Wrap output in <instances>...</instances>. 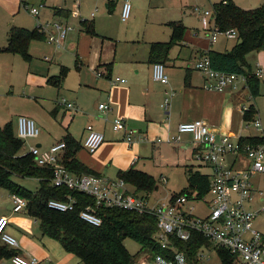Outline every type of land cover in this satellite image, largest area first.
I'll return each mask as SVG.
<instances>
[{"label":"crops","instance_id":"obj_1","mask_svg":"<svg viewBox=\"0 0 264 264\" xmlns=\"http://www.w3.org/2000/svg\"><path fill=\"white\" fill-rule=\"evenodd\" d=\"M34 1H37L39 5L43 4L46 6V22L51 23L53 21L54 23V21L59 20L57 22L65 21L69 24L71 19L69 17L73 18L71 11L75 5L74 0H30V4ZM139 1L141 0H135V2ZM152 1L156 2V0ZM210 1L212 2V7H214V5L225 0ZM226 1L233 2L244 10H254L264 5V0ZM106 2V8L112 12L117 0H102L101 3L105 5ZM188 2L189 0H180L178 6L183 9ZM191 7L193 8L194 5ZM80 8L81 3L79 2L78 12L81 18ZM154 8H161V6H158L157 3L154 5L150 4V10L137 13L145 16L146 20H148L151 9L153 10ZM162 8L164 9L165 6H162ZM21 9V0H0V69L2 70L6 69L10 64L14 65V61L18 63L17 55L1 52L7 46L11 28L17 27L29 31H34L38 28L30 29L23 25L22 20L19 22L18 15ZM187 13L188 11L184 10L185 16H187ZM94 16L92 15V18ZM197 19L200 24L198 31L195 30L196 27L189 25L187 19L185 22L183 18L180 21L163 23V25L168 24L171 28L169 37H166V39L153 37L155 35L154 32L145 33L141 36V30H143V33L145 25H135L129 28L131 31L123 38L126 46L121 51H119L118 41L110 37L112 36L111 33L100 32L97 29V31L95 30L96 35L91 36L82 31L84 22L90 25L93 24L95 28V20L81 21L80 43L78 46H73H75V50H78L80 58L83 59V62L81 61V69L87 67L89 72L78 76V82L73 87L72 85L64 84V82L60 86H55L50 84L49 80L58 77V75H50L52 68H48L46 79L44 78L42 83L46 88L52 85L58 88V94L62 90L63 94L66 95L64 98H59L60 103H57L55 107V115L60 123L57 122L54 126L59 128L56 130L57 133L55 132L56 135L46 133L29 111L25 112L26 114L19 115L18 118L26 116L33 119L41 131L40 137L33 139V142L28 141L27 145L50 149L53 145L62 142L66 137L70 136L81 144V149L76 154V159L96 175L117 180L121 179L119 178L120 173L131 169L151 175L157 183V191L148 197L143 194L139 195L146 197V200L150 201L151 205L160 204L174 194H180L185 190L197 194L199 200L203 199L205 196L200 197L198 192L189 189V186L180 192L172 191L168 188L167 196L155 197L159 190L157 179L164 187L168 186L169 178L165 172L167 173L169 169L181 168L185 170L187 178L189 171L192 170L208 176L210 181L212 179L210 170L199 164L195 159L196 148L191 135H182V140L178 144L166 141L178 135V126L180 124L197 120L206 122L217 137L230 136L240 141L249 138H262L264 136V51L254 52L247 56V63L251 70L254 73L257 70L262 71L261 77H258L260 81V95L258 97L253 98L251 96L246 79L243 80L242 78L237 81L235 86L228 87L224 92L206 89V86L210 85V81L194 68L195 61L211 51L222 54L231 52L238 44V40L220 36L213 43L208 34H205L206 38L201 37L199 34L201 32V23L199 17ZM11 21H15L14 24L10 23ZM172 23L182 24L186 28V34L181 42L171 48L168 60L160 63L164 65L165 73L169 78L168 83H162L154 79V63H151L150 60V50L152 43H168L171 41ZM73 46L71 47L72 49H74ZM29 50L32 57L39 56L36 52V43L34 41L31 43ZM50 58V62L52 60L53 62L55 61V57L54 59ZM55 63L57 64V72H59L61 65L57 61ZM117 78L123 79L125 82L113 84V81ZM34 79L31 81H35ZM64 86L67 88H64ZM63 100L74 103L79 108V111L74 114L63 103ZM166 101H168L167 107L165 106ZM103 103L112 106L108 117H105L99 110V105ZM252 106L257 108V112L252 122H246V112H249ZM118 117L124 118L128 127L137 130L142 137H145V140L138 139L135 143L129 145L124 138V133L116 132L112 127V122ZM256 120L261 122V129L256 127L260 134L258 132L254 135L247 134L246 131L249 128L255 127L252 124ZM88 126H93L105 136V142L95 154L89 153L84 148ZM159 140H162V142H159ZM27 153L28 147H24L21 154ZM229 163L238 170L247 168V161L242 156L238 158L236 156L230 157ZM202 170H206V172ZM256 176H259V174ZM254 178L253 184L256 188L254 180H258V178ZM163 179L166 180L164 181ZM129 187L130 191L134 192L135 189L131 185ZM38 188L39 186L37 190ZM257 190L260 192L259 188ZM7 194L12 202V195L9 192ZM0 195L3 197V192H0ZM253 209L258 210L259 207L253 206ZM11 212L13 214L8 215L0 211V218L6 217L15 224L18 219L15 214L27 213V210L21 213H14L13 210ZM22 216L24 218L26 215ZM261 217L258 220L261 219L262 223L258 227L255 223L258 229L264 226V215ZM35 222L39 225L36 220ZM7 232L18 240L19 254L24 257L34 256L40 260L41 264H54L53 261H56L57 264L79 263L74 262V255L69 256L67 253L66 256L62 254L64 253L62 252L63 248L59 252L55 250L53 254L51 250L54 249V244L50 242L49 246H47L46 243L48 241L46 239L49 238L45 237L41 230V236L40 234L28 236L26 233L17 231L10 223ZM78 260L80 261L79 258ZM80 263L82 262L80 261ZM0 264H13V262L12 260H3Z\"/></svg>","mask_w":264,"mask_h":264},{"label":"built area","instance_id":"obj_2","mask_svg":"<svg viewBox=\"0 0 264 264\" xmlns=\"http://www.w3.org/2000/svg\"><path fill=\"white\" fill-rule=\"evenodd\" d=\"M29 1L21 0V3L30 10L31 14L38 16L39 11L30 9ZM194 12L198 15L203 30L208 34L211 42L215 43L220 36L238 40L239 35L236 30H220L214 21V10L195 7ZM131 16V1L125 0L121 12L122 21L127 22ZM40 30L47 35L48 42L55 44L58 49L62 48L70 31L67 25L56 22L47 23L44 27H40ZM194 68L210 81L206 89L217 92H224L228 87L235 86L241 78L245 80L244 76L215 70L208 54L196 60ZM153 74L155 81L169 82L163 64H154ZM255 74L261 77L262 71L257 70ZM123 82H125L123 79L117 78L113 84ZM63 103L74 114L79 111L74 103L66 100H63ZM167 105L168 101L165 106ZM99 110L108 117L112 106L103 103L99 105ZM252 125L261 129L259 120L254 121ZM112 127L114 131L124 133L129 145L138 139L145 140L137 130L128 127L124 118H115ZM186 134L193 138L196 161L211 172L212 179L205 197L210 194L212 199L209 205L206 203L209 210L206 217H200L196 213V202L204 200L205 197L199 200L195 193L174 194L160 204L151 205L146 198L130 191L129 185L122 179L112 180L90 174H74L63 162L67 148L65 142H59L50 149L29 146L28 154L35 158L38 167L51 170L53 186L83 193L94 200L95 207H88L80 214V218L86 223L96 227L102 225V219L96 213V208L101 207L151 215L157 219L158 231L153 236V240L162 250L169 251V254L153 257L144 254L135 261V264H189L185 254L171 244L174 239L188 242L194 235H200L208 239L214 247L228 251L234 257L235 264H264V232L255 227L258 218L264 215V194L253 184L256 175L264 174V144L253 145L230 136L217 137L212 128L202 120L180 124L178 135L169 138L166 142L178 144L182 140V135ZM40 135L41 131L33 119L26 116L18 118L17 137L23 141L24 147L29 140L38 139ZM104 142V134L93 126L87 127L84 148L89 153L95 154ZM232 156L244 157L247 168L244 170L234 168L229 163V158ZM12 202L14 213L27 210L26 199L12 195ZM255 203L259 207L258 210L253 209ZM75 205L76 200L69 198L67 201L53 200L49 203V208L59 212H69L74 210ZM9 225L8 218H0V242L18 250V240L7 232ZM212 253L215 252L202 248L198 252L197 259L201 264L210 262ZM11 260L13 264H41L34 256L24 257L20 254Z\"/></svg>","mask_w":264,"mask_h":264},{"label":"trees","instance_id":"obj_3","mask_svg":"<svg viewBox=\"0 0 264 264\" xmlns=\"http://www.w3.org/2000/svg\"><path fill=\"white\" fill-rule=\"evenodd\" d=\"M213 10L214 21L220 30L233 29L239 35L238 44L231 52L208 53L213 68L220 72L244 76L251 96L258 97L260 81L248 65L247 56L264 51V5L254 10H244L235 3L225 0L214 5ZM82 26L84 33L96 35L93 24L84 22ZM171 27L173 31L170 42L151 44V63L166 62L171 48L183 40L186 28L176 23H172ZM45 39L46 36L39 29L29 31L13 27L9 33L7 46L1 52L20 55L26 61H31L29 54L31 43ZM65 75L66 71L62 69L61 75L51 78L49 83L60 86ZM256 112V108L252 106L249 112H246L245 121L252 122ZM62 142H65L67 147L63 162L71 172L77 175H96L76 159L81 144L70 136ZM241 142L264 144V137L243 139ZM23 148L24 143L17 137L12 123L0 126V189L26 199L27 213L39 223L42 234L60 243L66 253L76 256L83 264H135L137 255H132L125 245L126 240L131 239L140 246V252L144 254L152 257L169 254V251L162 250L153 240L158 231V223L151 215L101 207L96 208V213L103 222L101 226L96 227L83 221L80 218L81 212L88 207H95L94 200L83 193L53 186L51 170L38 167L31 154L22 155ZM188 174L189 189L197 191L200 197L205 196L209 191V177L192 170ZM15 177L38 180V190L35 192L28 190L17 183ZM119 178L131 185L137 196L143 194L148 197L157 191L155 179L136 169L120 173ZM69 198L76 200L73 211L59 212L49 208L51 201H67ZM171 245L185 254L189 264H201L197 255L202 248L213 250L221 264H235L234 257L228 251L214 247L208 239L200 235H194L188 242L174 239ZM17 255H19L17 249L0 242V263Z\"/></svg>","mask_w":264,"mask_h":264},{"label":"rangeland","instance_id":"obj_4","mask_svg":"<svg viewBox=\"0 0 264 264\" xmlns=\"http://www.w3.org/2000/svg\"><path fill=\"white\" fill-rule=\"evenodd\" d=\"M124 1L125 0H117L115 8L111 12L106 8V4L108 1L105 3V5H102V0H74L75 5L73 6L71 11L73 18L69 17L71 18L69 20V24H67L65 21H54L64 26L67 25L70 29L61 49H58L53 43V45L50 44L48 42L47 35L40 30V27H44L47 23H49L45 21V16L47 14V11L45 10L46 6L43 4H37V1L31 3L30 9H37L39 11V15L34 16L33 14H31L30 10L24 7L21 3L22 9L20 11V14L18 15L19 22H21L22 20L24 23L23 25H26L30 29L38 27L37 29H39V31L44 34V36H46L47 41H34V43H36V52L39 56H31V61H26L23 57L17 55L16 57H18V63L13 60L14 65L10 64L6 69H0L1 127L6 125L7 123H12L16 132L18 126V116L26 114L25 112L29 111V113L36 118V121L44 132L56 135L55 132L57 133L56 130H58L59 127L56 128L54 126L55 123L58 122L55 115V107L57 103H60L59 98H64L66 97V95L63 94L62 90L58 94V88L52 85L46 88L42 82L44 81V78L46 79L48 68H52L50 75L54 74L58 76L61 75L63 68L66 71L65 79L63 82L64 84L66 83L67 85H72V87L78 82V76L89 72L87 67L81 69V61L83 62V59L80 58L81 56L78 50H75V46H73H78V44L80 43L81 21L84 22L85 20H95V30L97 31L98 29L100 32L106 31L108 33H111L112 36L110 37L118 41L119 51H121L126 46L124 45L125 43L123 38L131 31L129 28L135 25H145L143 33V30H141V36L145 33L148 34L149 32H154L155 35L153 37H157V39H166V37H169L171 28L168 24L163 25V23L180 21L183 18L185 19V22L187 19L189 25L191 27H196L195 30L198 31L200 29V24L199 20L197 19L198 15L194 12V8L200 7L202 10L210 11H212L214 8L212 7V2L210 0H189V2L185 4V8H183L184 10L188 11L187 16H185L184 10L178 6L180 4V0H156V2L152 0H141L139 2L130 0L132 5V16L127 22H123L121 18V12ZM79 2L81 3V18L78 12ZM155 3H157L158 6L160 5L161 8H154L153 10L151 9L148 20H146L145 16L139 15L137 13L150 10V4L154 5ZM193 5L194 7L192 8L191 6ZM162 6H165V8L163 9ZM92 15L95 16L92 18ZM14 22L15 21H11L10 23L14 24ZM51 23H53V21ZM199 34L201 37L206 38L205 34L207 33L203 30L202 23L201 32ZM72 46L74 49L71 48ZM29 54L32 55L30 53V50ZM50 57H52V59H54L55 57V61L53 62L52 60V62H50ZM56 61L61 65L60 69L58 70L59 72H57V64L55 63ZM33 78H35V81L32 82L31 80ZM64 88L67 87L64 86ZM257 132L260 134V132L254 126L246 131L247 134L253 135ZM32 140H29V142H33ZM25 147H28L29 149L28 145H26ZM173 169L175 170L169 169L167 173L165 172V174L169 178V184L167 187H164L162 184H160L159 180L157 179L159 190L158 194H156L155 197L167 196L168 188L172 191L180 192L181 190L189 186L185 170L181 168ZM202 171L206 172V170ZM256 178H258V180H254L256 189L259 188L260 192L264 194V174L256 176ZM14 180L21 186L26 187L28 190L33 192H35L37 190V187L39 186L38 180L23 181V179H19L16 177L14 178ZM0 192H3V197L0 195V211H3V213L8 215L13 214L11 211L14 209V204L12 205L13 202H11L9 199V196L7 194L8 191L5 189H0ZM211 199V195L209 194L206 200L196 202V213L200 217H206L209 214V211H206V208L208 209L206 203H208L209 205ZM254 206H257V204L255 203ZM15 215L18 217L16 223L13 224V221L10 223L11 226H14V228L17 229V231L26 233L28 236L39 234L41 236L39 225L31 216H29L28 213L25 212ZM22 215L26 216L23 218ZM260 223H262L261 219L256 222L257 227L260 225ZM258 230L264 232V226H262ZM46 240L48 241L46 243L47 246H49L50 242H52L51 244H54V249L51 250L53 254L55 250H57L58 252L59 250H62L60 243L50 239ZM125 245L132 255H137V259H140L144 256V253L140 252V246L135 241L127 239ZM62 252H64L62 254H65L67 256V253H65L64 250ZM68 255L73 256L70 254ZM73 257V260H75L74 262H79L78 264H82L77 257ZM53 262L54 264H57L56 261ZM204 264H221V262L218 256L215 253H212L211 261L205 262Z\"/></svg>","mask_w":264,"mask_h":264}]
</instances>
